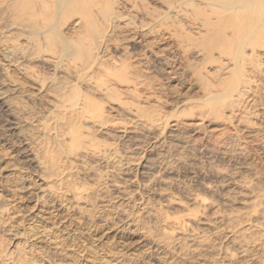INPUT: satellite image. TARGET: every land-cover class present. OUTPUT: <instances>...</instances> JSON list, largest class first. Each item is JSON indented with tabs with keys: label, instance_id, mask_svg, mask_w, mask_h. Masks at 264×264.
Here are the masks:
<instances>
[{
	"label": "rangeland",
	"instance_id": "374dc122",
	"mask_svg": "<svg viewBox=\"0 0 264 264\" xmlns=\"http://www.w3.org/2000/svg\"><path fill=\"white\" fill-rule=\"evenodd\" d=\"M138 1L147 11L122 9L124 19L130 18L132 24L148 21L147 12L165 11L158 0ZM167 41L169 68L148 52L131 47L129 40L123 42L131 56L141 59L138 69L151 84L148 91L142 89L139 106L155 120L144 127L134 111L111 102L109 95L96 94L79 83L75 74L56 70L41 59L28 38L0 21V50L4 49L0 88L18 112L19 133L27 139L38 164L23 158L16 141L21 138L4 132L9 135L5 138L0 129V182L19 177L54 195L44 199L47 208L37 215L28 210L34 203L28 204L25 196L0 190V264H264V224L254 228L244 218L245 213L264 210V80L239 96L216 99L213 110L201 108L196 105L204 92L198 73L208 72L211 78L226 64H202L174 41ZM10 59L16 60L14 66L7 64ZM60 81L101 101L104 120L110 125L102 130L92 123L82 125L111 153L137 163L131 171L114 176L108 165L64 154L67 140L52 113L53 98L40 96L34 89L37 82L56 85ZM134 140L139 143L137 149L132 148ZM145 160L160 162L155 176L146 175L141 167ZM9 164H14L11 172ZM99 171L104 182L98 179ZM228 172H234L231 179L223 176ZM76 190L82 192L81 213L72 208ZM190 193L205 198L209 205L200 207ZM220 193L226 198H220ZM112 211L133 218L128 227L132 234L101 233ZM174 218L183 221L171 226L167 219ZM182 224L199 231L208 245L199 247L181 237ZM156 241L163 244L159 247ZM224 249L233 259L224 256Z\"/></svg>",
	"mask_w": 264,
	"mask_h": 264
},
{
	"label": "bare ground",
	"instance_id": "6f19581e",
	"mask_svg": "<svg viewBox=\"0 0 264 264\" xmlns=\"http://www.w3.org/2000/svg\"><path fill=\"white\" fill-rule=\"evenodd\" d=\"M157 3L165 9L164 13L147 12L148 21L132 24L130 18L124 19L126 14L122 9L137 13L147 11L138 0H0V21L5 27L16 29L21 36L28 38L30 45L39 50L41 59L51 63L56 70L75 74L79 83L87 85L96 94L109 95L111 102L134 111L135 119L144 127L152 126L155 120L139 106L142 89L148 91L151 84L138 69L141 59L131 56L123 46V42L128 40L131 47L148 52L166 68L170 66V41L167 40L174 41L202 64L224 62L226 66H220L211 78L208 72L205 75L198 73L204 92L196 105L204 109L213 110L215 106L211 105L216 99L239 96L258 80H264V0H158ZM182 25H186L188 30H184ZM109 50L120 54L105 55ZM15 61L10 59L7 64L14 66ZM2 70L6 69L3 67ZM163 70L170 75L169 71ZM34 89L40 96L47 94L53 98L52 113L63 129V140H67L63 151L68 157H88L101 165H108L114 176L128 173L137 165L125 155L111 153L110 148L93 140L87 128L83 127V123H92L102 130L110 125L104 120L101 101L79 93L77 88L64 81L56 85L37 82ZM17 113L9 95L0 88V129L3 134L8 132L21 138L16 141L23 158L38 165L30 144L19 133L21 121ZM8 133L3 136L8 137ZM137 145L139 143L134 140L132 148L137 149ZM159 163L145 160L141 167L148 177H153L159 172ZM7 169L11 172L14 164H9ZM97 175L99 181H105L101 171ZM223 176L231 179L234 172ZM113 185L120 187L117 183ZM0 190L12 196H25L28 204L34 203L28 207L33 214H40L47 208L45 198L54 197L49 190L31 187L19 177L0 182ZM73 195L72 208L81 213L82 192L76 190ZM190 195L200 207L209 205L205 198L193 193ZM218 196L226 198L225 194ZM244 218L252 227L260 228L264 224V210L245 213ZM167 221L174 226L183 219ZM132 223L133 218L129 214L112 211L101 233L113 236L132 234L128 231ZM180 229L185 240L199 247L208 245L209 241L188 224H182ZM164 233L174 234L167 230ZM141 238L149 242L145 235ZM155 243L159 247L163 244L162 241ZM212 249L218 250L216 246ZM222 252L227 259H233V254L227 249ZM122 259L125 260L124 257Z\"/></svg>",
	"mask_w": 264,
	"mask_h": 264
}]
</instances>
